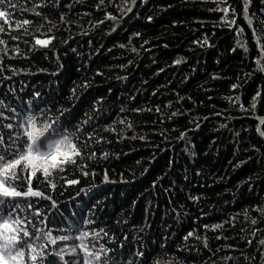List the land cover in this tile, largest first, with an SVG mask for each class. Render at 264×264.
I'll return each instance as SVG.
<instances>
[{
	"label": "trees",
	"instance_id": "trees-1",
	"mask_svg": "<svg viewBox=\"0 0 264 264\" xmlns=\"http://www.w3.org/2000/svg\"><path fill=\"white\" fill-rule=\"evenodd\" d=\"M33 2L39 0L26 6ZM98 3L53 0L36 9L40 16L22 4L12 12L11 27L4 25L7 34L0 33L6 41L0 45V99L16 108L39 102L53 116L57 108L69 109L62 117L69 129L90 116L84 128L95 130L93 139L103 138L87 149L97 158L88 161L90 174L67 177L77 185L57 180L52 191L42 177L33 178L34 187L58 202L50 226L90 217V227L105 228L116 241L108 247L123 244L126 262L139 250L152 253L149 264H225L224 257H230L226 264H264V137L256 130L257 117H264V57L243 0L221 4L230 7L228 14L215 10L216 0ZM123 7L132 11L124 15ZM262 8L260 0H250L258 34L264 32ZM232 9L229 27L221 17L232 18ZM23 19L32 21L25 26L31 35L15 27ZM33 36L53 39L30 51ZM73 88L78 99L69 100ZM101 153L107 159L97 162ZM104 173L110 182H102Z\"/></svg>",
	"mask_w": 264,
	"mask_h": 264
},
{
	"label": "snow or ice",
	"instance_id": "snow-or-ice-1",
	"mask_svg": "<svg viewBox=\"0 0 264 264\" xmlns=\"http://www.w3.org/2000/svg\"><path fill=\"white\" fill-rule=\"evenodd\" d=\"M30 0H0V5L5 6L0 9V33H5L4 25L11 27L10 21L13 19L12 12L25 5L23 11H31L35 15L40 16L41 13L36 11L37 8L45 3H51L53 0H39V3H31V7L26 5ZM113 3V0H108ZM137 0H124L125 4H135ZM143 2V0H141ZM216 11H223L225 14L230 12V7H220L226 4V0H216ZM250 0H243L244 17L248 26L253 29V38L257 42L260 56L264 57V32L258 34L252 23V17L249 16ZM264 5V0H260ZM59 3V0H55ZM104 0H99L96 5L100 7ZM119 7V6H118ZM11 9L12 11H7ZM124 15L132 11L131 7H123L121 9ZM232 18L227 15L222 16L221 20L229 27L235 23V10L232 9ZM264 12V8L261 9ZM86 14V13H85ZM254 15V14H253ZM107 19L115 20L116 17L105 13ZM61 21L64 17H60ZM152 17H148L151 20ZM47 21V17H45ZM32 21L28 19L16 20V28H24L25 35H31L28 28ZM102 23V21H98ZM264 25V19L260 21ZM51 28L48 30L51 32ZM240 32L241 29H235ZM39 31V28L37 29ZM43 35V33H41ZM139 35V33H133ZM19 36H12L11 39L18 40ZM52 36L41 39L33 36L34 45L30 47V51H34L36 46L47 48ZM6 41L0 39V45H4ZM28 43V41H25ZM206 43V41H205ZM124 47V45H120ZM247 51V49H245ZM18 52L19 49H14ZM8 50L4 49L7 55ZM179 63V61H173ZM257 65L261 62L256 61ZM264 72V68H260ZM3 69L0 68V72ZM13 75H16L18 69H10ZM38 71H46V69H38ZM55 75V73H52ZM99 74V73H98ZM9 79L5 76L4 80ZM82 87L87 88L86 83ZM231 87L235 89L236 84ZM69 100L78 99L76 89H70ZM34 96L39 97V92H34ZM260 95L258 91L252 98V108L256 107V97ZM238 99V97H237ZM235 102V101H233ZM133 111H141V109H132ZM69 109L57 108L58 115L53 116L51 107L46 105L40 107V103H30L27 107H13L5 104L0 99V264H149L152 253L141 252L137 250L133 257L126 262L122 257L124 253L123 244L117 245V248H110L108 244H114L116 241L109 236L103 227H90L94 224L93 219L84 217L82 224L78 220H69L62 222L61 226H50L55 223V209L58 202L52 197L50 192L41 190L38 186H33V178L47 185L49 190L54 191L57 188V180H62L63 185H77L79 180L76 178H67L70 173L79 172L87 177L90 173L86 170L88 161L97 159L96 152H88L87 149L92 143H99L100 139H93L95 130L89 131L84 128L92 117L79 121L71 129L62 119L64 113ZM95 111V107L93 108ZM5 112L11 113L5 115ZM259 123L256 130L261 137H264V117H257ZM8 121V122H6ZM124 123L123 120L119 121ZM113 123H116L115 121ZM131 127V125H129ZM199 127V125H197ZM7 130V134L4 132ZM105 131H111L110 126H105ZM184 134L181 133V136ZM83 137V139H82ZM144 139V137H140ZM81 144L84 147H81ZM107 159V153H101L99 160ZM95 175V172L91 173ZM102 182H110L107 173L102 176ZM92 187H95L93 184ZM85 189L81 188L80 192ZM79 195V193H77ZM191 199H196L191 197ZM40 201H49L50 206H39ZM264 212V208L261 209ZM246 214V213H245ZM255 223V221H253ZM207 228V225L204 226ZM219 228L221 225L213 226ZM194 235V230L189 231L183 237L187 240ZM107 238L106 242L104 238ZM219 239V237H217ZM264 243V242H262ZM207 245H205L206 247ZM161 248L164 245L161 244ZM187 251V247H185ZM226 262L230 257L223 258ZM151 264H160L156 259L151 260ZM173 264H177L173 261Z\"/></svg>",
	"mask_w": 264,
	"mask_h": 264
}]
</instances>
